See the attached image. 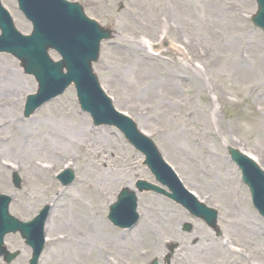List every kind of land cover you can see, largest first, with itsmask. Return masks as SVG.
<instances>
[{"label":"rangeland","instance_id":"1","mask_svg":"<svg viewBox=\"0 0 264 264\" xmlns=\"http://www.w3.org/2000/svg\"><path fill=\"white\" fill-rule=\"evenodd\" d=\"M67 1L80 4L87 17L112 31L92 65L101 87L114 107L151 138L184 187L218 211L222 237L150 192L137 193L139 226L113 227L107 214L119 191L135 190L137 180L156 184L143 157L115 129L94 127L79 110L72 88L23 118L25 98L35 93L36 83L14 58L0 54V194L12 199L9 213L29 221L51 205L47 239L50 220L57 241L65 234L75 238L76 230L87 234L82 245L47 242L39 264H164L172 244L177 249L169 264H249L241 257L247 249L254 264H264V221L226 151L238 149L264 170V33L250 20L255 0ZM1 3L17 30L28 34L30 25L15 0ZM4 67L24 85L15 90ZM7 97L19 102L16 109L3 105ZM14 120L18 122L12 125ZM33 162L44 168L55 164V169L41 174ZM66 168L74 180L62 187L56 176ZM13 173L21 180L18 188ZM150 207L161 214L147 212ZM96 209L108 229H96L94 242L87 241L93 219H99ZM187 224L191 229L186 230ZM231 244L241 253L233 254ZM5 246L21 252L12 264H28L31 252L18 234L6 236ZM210 253L213 259L208 260Z\"/></svg>","mask_w":264,"mask_h":264},{"label":"water","instance_id":"2","mask_svg":"<svg viewBox=\"0 0 264 264\" xmlns=\"http://www.w3.org/2000/svg\"><path fill=\"white\" fill-rule=\"evenodd\" d=\"M19 9L32 23L31 36L24 37L13 28L11 19L0 6V52L10 53L21 62L28 74H32L38 83L36 96L27 98L26 117L35 107L61 94L73 84L79 104L88 112L95 125L116 127L129 144L145 156L147 165L155 179L165 185L171 194H165L186 208L191 214L203 218L209 226L214 227L216 212L197 203L181 186L173 172L161 159L155 145L138 132L135 124L128 118L114 111L111 101L102 92L97 78L91 70V62L98 58L99 42L110 38V31L100 28L87 19L82 8L64 0H17ZM258 11L252 18L256 27L264 30V0H256ZM51 48L58 52L62 60L53 63L47 56ZM65 70V73H63ZM231 160L242 172V179L249 187L253 204L264 217V172L257 165L236 150L228 148ZM63 185L73 180L71 173L59 177ZM15 186L19 180L14 176ZM139 191L151 190L164 193L159 188L145 182H137ZM8 197L0 196V257L9 264L17 253L10 254L2 247L7 233L20 232L22 238L33 249L29 264H37L42 251V227L46 219L47 208L30 223H20L8 215ZM135 194L125 189L116 204L111 206L109 219L119 226H131L137 220L135 214ZM190 226L186 227V230ZM171 245L169 251L175 248ZM152 264H157L155 261Z\"/></svg>","mask_w":264,"mask_h":264},{"label":"bare ground","instance_id":"3","mask_svg":"<svg viewBox=\"0 0 264 264\" xmlns=\"http://www.w3.org/2000/svg\"><path fill=\"white\" fill-rule=\"evenodd\" d=\"M217 32V31H216ZM178 51H179V49L178 48H176ZM183 54H184V52H183ZM184 57H185V55H184ZM261 60H262V57H261ZM264 61V60H263ZM262 61V62H263ZM179 66H180V64H179ZM3 68V67H2ZM5 68V67H4ZM1 70V69H0ZM3 71H5V75L7 76L8 75V78L7 79H11L12 80V85L14 86V89L15 90H17V88H19L20 87V85H24L23 84V81H22V79H21V77H19L15 72H13V71H11V69L9 70L8 68H5ZM198 72V71H197ZM7 100H6V102H4V106H7V109H16L17 108V106H18V104H19V102L18 101H16V100H14V98H6ZM18 121L17 120H14V121H12V125L14 124V123H17ZM100 156V158H101V155H99ZM104 156V155H103ZM102 156V158L101 159H103L104 160V158L105 157H103ZM32 167L33 168H36L37 170V172L38 173H41V174H48V173H50V172H52L54 169H55V164H51L50 166H48L47 168H44L43 166H40L38 163H32ZM36 180H40L41 181V179L39 178V177H36L35 178ZM225 192H226V189H225V187H224V183H222V189H221V200H223L224 198H225V196H226V194H225ZM100 198H106L104 195H102L101 194V196H100ZM58 199V197H56V200ZM106 200V199H105ZM108 202V201H107ZM70 203H76V204H79L78 202H75V201H71ZM74 207V206H73ZM80 210V209H79ZM96 211H97V213L98 214H96V215H98L97 216V218H99V219H93V226H92V228H91V233L89 234L88 232H89V229H90V227H87V226H85V227H83V230H85V233H88L89 235L87 236V241H92L93 240V242H94V237L96 236V229L100 232V231H106L107 229H108V227H107V225H106V222H104V220L100 217V216H102V211H99V209H96ZM144 211H145V208H144ZM146 211L148 212V211H150V212H152V213H154L155 215H160L161 214V212H160V209L159 208H155V207H150L149 209H146ZM59 214V213H58ZM225 214L226 215H228V216H230L231 215V212L228 210V211H225ZM57 215V214H56ZM79 215H77V217H78ZM57 217V216H56ZM57 218H59V217H57ZM142 218H143V220H142V222H144V223H147V222H145V218H144V216H142ZM59 219H61V218H59ZM51 222H50V224L52 225V223H53V220H50ZM140 224V223H139ZM139 224H138V226H139ZM51 225L49 226V231H50V236H49V239L47 240L48 242H49V245H52V244H54V243H63V244H68V243H72V244H79V245H82L83 244V241L81 240V238H83V236L84 235H87V234H84V233H81V232H79L78 230H76L77 232H75V233H72L74 236H75V238L73 237V236H70L69 234H65V235H63L62 237H61V239H59L60 241H57V238H56V236H57V234L55 235V234H53V232H52V227H51ZM95 225H97V227H94ZM147 225V224H146ZM137 227V226H136ZM145 227V226H144ZM147 227V226H146ZM52 229V230H51ZM147 229H149V228H147ZM150 230V229H149ZM151 231V230H150ZM150 231H148L147 232V235H148V233H149V235L148 236H151L152 235V233L150 232ZM144 232H145V228L142 230V232H141V234H144ZM77 234V235H76ZM91 238H92V240H91ZM84 241H86V240H84ZM146 241H147V238H146ZM146 241H139L138 243H142V242H146ZM79 251V250H78ZM80 251H81V249H80ZM81 252H83V249H82V251ZM206 259H213V254H207L206 255Z\"/></svg>","mask_w":264,"mask_h":264},{"label":"flooded vegetation","instance_id":"4","mask_svg":"<svg viewBox=\"0 0 264 264\" xmlns=\"http://www.w3.org/2000/svg\"><path fill=\"white\" fill-rule=\"evenodd\" d=\"M250 258H251V259H254V255H253V254H251V255H250Z\"/></svg>","mask_w":264,"mask_h":264}]
</instances>
